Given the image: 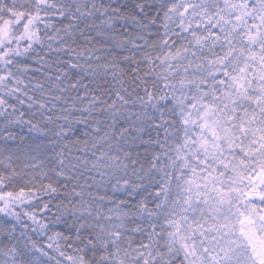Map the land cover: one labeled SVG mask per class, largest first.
Instances as JSON below:
<instances>
[{
  "label": "snow or ice",
  "instance_id": "1",
  "mask_svg": "<svg viewBox=\"0 0 264 264\" xmlns=\"http://www.w3.org/2000/svg\"><path fill=\"white\" fill-rule=\"evenodd\" d=\"M0 264H264V0H0Z\"/></svg>",
  "mask_w": 264,
  "mask_h": 264
}]
</instances>
